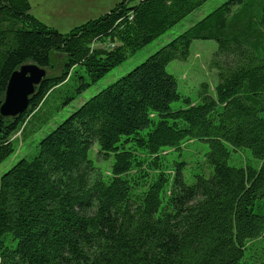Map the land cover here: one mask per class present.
Segmentation results:
<instances>
[{
	"label": "trees",
	"instance_id": "obj_1",
	"mask_svg": "<svg viewBox=\"0 0 264 264\" xmlns=\"http://www.w3.org/2000/svg\"><path fill=\"white\" fill-rule=\"evenodd\" d=\"M208 1L123 0L61 33L29 0H0V108L22 65L49 70L53 51L67 57L21 116L0 117V165L55 91L61 104L37 130ZM195 40L219 43V82L197 101L167 71ZM0 264H264V0L222 4L2 175Z\"/></svg>",
	"mask_w": 264,
	"mask_h": 264
},
{
	"label": "rangeland",
	"instance_id": "obj_2",
	"mask_svg": "<svg viewBox=\"0 0 264 264\" xmlns=\"http://www.w3.org/2000/svg\"><path fill=\"white\" fill-rule=\"evenodd\" d=\"M32 5L31 13L48 27L54 28L60 32L70 31L75 25L80 24L79 20H71L73 24L65 22L63 18L57 14H81L84 9L82 6L88 4V0H29ZM123 0H95V7L86 6V14H105L116 4ZM228 0H209L202 7L191 13L180 23L168 30L163 36L155 42L139 50L133 57H130L123 65L111 71L106 78L79 96L70 106L59 110L54 119L46 126L37 130L38 119L45 113L54 110L61 104L60 94L55 91L48 99L44 106L43 112L32 121L29 131L34 130L33 134H27V139L19 143L17 152L0 165V178L21 159L28 158L33 155L39 142L53 131L60 123H62L73 112L80 108L94 95L115 83L121 77L127 75L136 66L143 63L152 54L156 53L167 43L178 37L181 33L193 26L195 23L212 13ZM73 25V26H71ZM219 48V43L215 40H195L190 48V57L187 61L175 60L167 66V71L174 75L177 79V90L183 98H190L197 101L200 98L201 86L209 84L211 90L218 84V71L211 68V62L215 52ZM52 68L48 70L49 76L60 75L64 69L67 60L66 54L53 51L51 53ZM65 97V92L63 93ZM185 107L184 101L180 100L172 104L173 109ZM16 137L20 138L18 134ZM195 153V152H194ZM232 163V162H231ZM104 165V164H103Z\"/></svg>",
	"mask_w": 264,
	"mask_h": 264
},
{
	"label": "water",
	"instance_id": "obj_3",
	"mask_svg": "<svg viewBox=\"0 0 264 264\" xmlns=\"http://www.w3.org/2000/svg\"><path fill=\"white\" fill-rule=\"evenodd\" d=\"M48 76V70L35 63L24 64L13 72L0 108V117L16 119L21 116L29 107L30 98L35 94L37 87Z\"/></svg>",
	"mask_w": 264,
	"mask_h": 264
},
{
	"label": "crops",
	"instance_id": "obj_4",
	"mask_svg": "<svg viewBox=\"0 0 264 264\" xmlns=\"http://www.w3.org/2000/svg\"><path fill=\"white\" fill-rule=\"evenodd\" d=\"M94 1L95 0H88V4H84V6H82V9H84V11L81 13V14H57L58 16H60L61 18H63V19H65V20H63V21H65V22H68V23H71V24H73L72 23V21L71 20H74V21H76V20H79L81 23L80 24H78V25H75L73 28H75V27H77V26H79V25H82V24H84L85 22H87V21H89V20H92V19H96V18H98V17H100V16H102V15H104V14H86L87 13V10H85L86 9V6H93V7H95V3H94ZM32 6V5H31ZM111 9H109V11H110ZM108 11V12H109ZM107 13V12H106ZM105 13V14H106ZM34 16H37L38 17V15L36 14V15H34ZM39 18V17H38ZM40 19V18H39ZM41 20V19H40ZM48 26H50V25H48ZM71 26H73V25H71ZM72 28V29H73ZM72 29H70V30H72ZM61 33H66L65 31H63V32H61ZM68 33V32H67Z\"/></svg>",
	"mask_w": 264,
	"mask_h": 264
},
{
	"label": "built area",
	"instance_id": "obj_5",
	"mask_svg": "<svg viewBox=\"0 0 264 264\" xmlns=\"http://www.w3.org/2000/svg\"><path fill=\"white\" fill-rule=\"evenodd\" d=\"M93 47H100L103 49H113L115 47V45L108 42V43H104V44H93Z\"/></svg>",
	"mask_w": 264,
	"mask_h": 264
}]
</instances>
